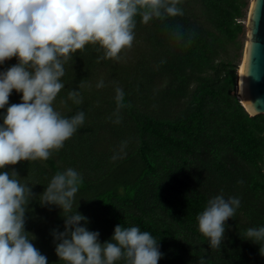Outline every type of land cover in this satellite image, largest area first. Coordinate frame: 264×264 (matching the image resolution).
Returning a JSON list of instances; mask_svg holds the SVG:
<instances>
[{"label": "trees", "instance_id": "1", "mask_svg": "<svg viewBox=\"0 0 264 264\" xmlns=\"http://www.w3.org/2000/svg\"><path fill=\"white\" fill-rule=\"evenodd\" d=\"M250 5L182 0V16L144 24L137 15L132 46L119 59H100L104 50L93 44L71 54L53 108L63 117L83 111V125L48 160L9 166L32 187L25 228L49 264H64L52 236L64 218L41 206L39 194L69 167L82 177L72 211L88 217L101 243L118 224L136 226L160 243L158 264H264L260 246L244 239L248 228L264 226V114L246 110L236 58L227 57L231 46H244ZM73 90L81 103L69 98ZM20 102L13 90L9 103ZM219 194L238 197L240 207L213 249L197 216Z\"/></svg>", "mask_w": 264, "mask_h": 264}, {"label": "clouds", "instance_id": "2", "mask_svg": "<svg viewBox=\"0 0 264 264\" xmlns=\"http://www.w3.org/2000/svg\"><path fill=\"white\" fill-rule=\"evenodd\" d=\"M182 0H0V264H49L26 231L32 187L20 183L14 166L22 161L48 160L83 125L85 113L63 117L53 102L65 87L64 64L88 44L104 50L100 59H119L134 40L135 17L152 19L183 15ZM97 88L104 87L101 80ZM13 90L20 103H9ZM123 91L116 89L117 107ZM69 98L81 103L73 90ZM119 123V120L116 121ZM82 177L74 168L56 173L39 194L41 206H55L64 218L63 231L54 229L55 253L64 264H158L164 257L160 243L136 226L116 225L101 243L89 219L73 212ZM240 207L238 197L210 198L197 216L199 232L210 248H220L227 224ZM79 208V207H78ZM83 222V223H82ZM31 234L32 238L29 237ZM244 239L260 246L264 255V226L250 227ZM199 264H205L203 259Z\"/></svg>", "mask_w": 264, "mask_h": 264}, {"label": "water", "instance_id": "3", "mask_svg": "<svg viewBox=\"0 0 264 264\" xmlns=\"http://www.w3.org/2000/svg\"><path fill=\"white\" fill-rule=\"evenodd\" d=\"M248 39L245 46V91L251 115L264 114V0H252L248 17ZM239 85V77H238Z\"/></svg>", "mask_w": 264, "mask_h": 264}, {"label": "rangeland", "instance_id": "4", "mask_svg": "<svg viewBox=\"0 0 264 264\" xmlns=\"http://www.w3.org/2000/svg\"><path fill=\"white\" fill-rule=\"evenodd\" d=\"M250 2L252 0H249ZM248 15H246L247 17L243 20L244 24H245V34L240 36V42L242 43V48H238L237 46H231L229 51H228V56L227 57H235L236 58V62L238 65V69L240 70V67L242 65V63L244 62V54H245V46L247 43V39H248V17H249V13L247 12ZM238 70V71H239Z\"/></svg>", "mask_w": 264, "mask_h": 264}, {"label": "bare ground", "instance_id": "5", "mask_svg": "<svg viewBox=\"0 0 264 264\" xmlns=\"http://www.w3.org/2000/svg\"><path fill=\"white\" fill-rule=\"evenodd\" d=\"M245 71H246V56L244 57V62L242 63L239 73V94L242 101L248 106L246 91H245Z\"/></svg>", "mask_w": 264, "mask_h": 264}]
</instances>
